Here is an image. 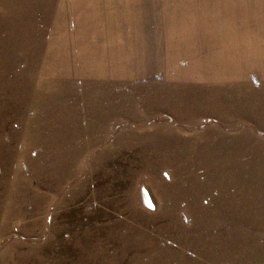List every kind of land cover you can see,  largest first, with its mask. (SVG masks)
Segmentation results:
<instances>
[{
    "label": "rangeland",
    "instance_id": "374dc122",
    "mask_svg": "<svg viewBox=\"0 0 264 264\" xmlns=\"http://www.w3.org/2000/svg\"><path fill=\"white\" fill-rule=\"evenodd\" d=\"M0 264H264V0H0Z\"/></svg>",
    "mask_w": 264,
    "mask_h": 264
}]
</instances>
